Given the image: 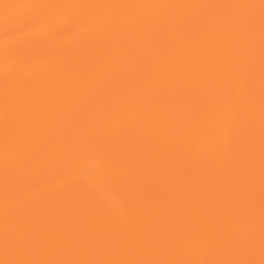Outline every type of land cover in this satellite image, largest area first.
<instances>
[{
	"label": "bare ground",
	"instance_id": "6f19581e",
	"mask_svg": "<svg viewBox=\"0 0 264 264\" xmlns=\"http://www.w3.org/2000/svg\"><path fill=\"white\" fill-rule=\"evenodd\" d=\"M0 264H264V0H0Z\"/></svg>",
	"mask_w": 264,
	"mask_h": 264
}]
</instances>
